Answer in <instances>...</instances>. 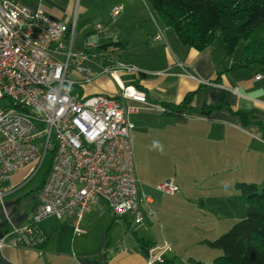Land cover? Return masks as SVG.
<instances>
[{"label": "crops", "instance_id": "crops-1", "mask_svg": "<svg viewBox=\"0 0 264 264\" xmlns=\"http://www.w3.org/2000/svg\"><path fill=\"white\" fill-rule=\"evenodd\" d=\"M16 1L31 10H42L55 21L74 20L84 37L99 44L106 54L105 59L98 60L100 66L119 61L138 69L119 72L116 81L100 75L87 84L95 86L94 93L89 95H116L117 83L139 87L149 101L120 99L124 106L135 109L128 113V120L133 124L130 137L142 193L139 209L143 221L134 224L131 213L116 218L107 206L99 204L83 216L84 234L77 237L67 220L50 216L39 224L45 237L40 247L6 245L0 249V264H190L192 260L182 250L188 247V241L192 244L190 238L195 233L199 232V237L203 236L201 233L205 235L207 229L203 226L206 225L213 237H198L197 243L211 249L208 242L223 234L231 222V217H226L231 210L227 213L225 207L231 209L234 200L245 201L236 184L257 185L263 172L253 159L250 164L243 163L235 152L240 136L257 137L260 129L256 124L264 125V91L253 90L263 98L248 93L254 84L263 80L261 74L256 78L255 73L249 76L244 72L248 71L245 68L232 69L239 56L225 57L224 48L216 51L214 44L202 50L183 44L171 28L154 16L146 36L133 35L131 41L128 37L120 38L114 26L116 21L109 20L111 9L117 3L101 10L94 8L90 0ZM97 18H102L100 30L96 28ZM92 22L96 25L89 28L87 23ZM157 28L163 30V39H154ZM97 69L91 67L93 73ZM189 92H194L191 103L181 113L165 111L163 104L177 105ZM205 107L213 109L206 114L196 112ZM238 111H251L254 119L243 122ZM31 168L32 165L18 168L1 184L0 237L29 222L35 213L43 176L40 170L29 178ZM233 171L238 174L229 179L228 187L223 188L217 200L222 206L209 205L200 219L201 224L193 225L189 221L193 210L189 209L186 197L183 198L184 192L168 194L156 189L159 183L173 178L186 193L191 189L188 182L193 181L186 176L199 177L201 173L210 178ZM243 203L247 211L246 202ZM184 206L189 207L186 210ZM143 242L149 246L143 248ZM165 245L170 249L165 250ZM205 251L210 256L212 253V261L196 256V264L213 262L219 256L218 252ZM153 255L159 260L150 263Z\"/></svg>", "mask_w": 264, "mask_h": 264}, {"label": "built area", "instance_id": "built-area-1", "mask_svg": "<svg viewBox=\"0 0 264 264\" xmlns=\"http://www.w3.org/2000/svg\"><path fill=\"white\" fill-rule=\"evenodd\" d=\"M123 10L121 4L113 6L111 17ZM75 32L74 20L55 21L40 9L0 0V187L26 165H32L28 177H33L46 156L52 157L35 213L29 222L0 237V249L40 247L45 237L39 224L50 216L67 220L73 235L82 236L83 216L99 204L116 218L131 213L134 224L143 221L130 137L133 124L128 120L135 109L120 99L149 103L146 94L121 83L116 95L84 96L78 91L100 75L116 81L119 72L138 69L119 61L100 66L98 60L106 58L100 45L85 42L75 51ZM154 39H163V30L157 28ZM93 66L97 72L91 71ZM156 189L168 194L179 191L172 179ZM157 260L153 255L150 263Z\"/></svg>", "mask_w": 264, "mask_h": 264}, {"label": "trees", "instance_id": "trees-1", "mask_svg": "<svg viewBox=\"0 0 264 264\" xmlns=\"http://www.w3.org/2000/svg\"><path fill=\"white\" fill-rule=\"evenodd\" d=\"M151 2L157 19L171 28L183 44L202 50L213 46L219 32L225 57L240 52L239 60L232 68L253 69L256 75L264 72V0ZM193 94L187 93L177 105L163 104V108L165 111L181 113L190 105ZM212 109L205 107L196 112L206 114ZM237 114L243 122L254 119L251 111H238ZM261 129L264 135L262 124ZM51 158V155L46 156L39 169L42 171V184L48 175ZM236 188L245 199L246 216L208 242L212 249L221 251L213 264H264V183L259 188L255 183L239 182ZM148 246L143 242V248Z\"/></svg>", "mask_w": 264, "mask_h": 264}, {"label": "rangeland", "instance_id": "rangeland-1", "mask_svg": "<svg viewBox=\"0 0 264 264\" xmlns=\"http://www.w3.org/2000/svg\"><path fill=\"white\" fill-rule=\"evenodd\" d=\"M91 2H93V7L94 8H99L101 10H105L107 8L108 5H110L111 3H123L124 5V10L123 12L120 14L119 17L113 19L112 17L109 18L110 21H116V23L114 24V26L116 27V31L117 33L120 32L119 37L120 38H129L131 41V36L136 35H147V32L150 30V26H151V22H152V16H154L157 19V16L155 14V10H154V6L151 2V0H90ZM116 4V5H117ZM111 14V13H110ZM102 17H106V16H102ZM102 18H97L96 22L99 24H103L102 20H100ZM100 21V22H99ZM96 22H92V23H87V25L89 26V28L93 27L94 25H96ZM85 29V28H84ZM91 38H85L84 34L81 33L80 29L76 28V32H75V38H74V50L75 51H80L85 42H91L92 39ZM95 40V38H93V41ZM214 46L217 47L216 51L221 50V48H223L222 45V41H221V36L220 33L217 32L215 40H214ZM240 55V52L237 51L234 54H232V59L237 58V56ZM239 60V58H238ZM238 60L235 62H238ZM236 68V67H235ZM232 68V69H235ZM255 69V68H254ZM243 69H240V71ZM244 70H248V71H244L246 73L249 74V76L254 75V71L253 69H248L245 68ZM250 70V71H249ZM256 70V69H255ZM261 76L263 77V80H261L260 82H257L256 84H254L253 89L249 90L248 93L253 95V96H257V97H262V95L258 96L256 94H259L260 92H256L253 90L256 89H261L264 91V72L260 73ZM109 76V75H106ZM125 81V80H123ZM79 90H83V95H89L94 93L95 91V86L93 84H83L82 85V89H78ZM263 98V97H262ZM251 118V117H250ZM250 121V120H249ZM257 121V120H254ZM250 123V122H247ZM256 127H258V129H260L259 131V135L256 137H251L248 135H242L239 137V145L236 147V156L237 158H239L243 163H248L250 164V160L257 162L258 166L262 167V174L260 175V177L257 180V186L259 188L262 187L263 183H264V135H262V129L261 127L258 126V124H256ZM180 163L182 161V159H179ZM45 168V166H44ZM256 169V168H255ZM258 171H261L259 168L257 169ZM252 172V171H251ZM185 174V173H183ZM235 173L234 171L231 172L229 175L228 174H224L221 176H212L210 178H205V176H203L201 173L199 174L200 176H196L194 175L192 176H186V178L188 179H193L192 182H188L189 185H191V189L187 190L186 193L184 190H182V188L179 190L184 192L183 198L186 197V202L190 203V206H184V209H188L186 207H189L190 210H193V212L191 211L190 213H192V215L190 216V222L191 224H201L202 222L200 221V219L203 218V214L206 213L205 210L207 211V207H209V205H215L216 207H220L222 206V202H218V198L220 196V194L223 192V188H227L228 187V182L229 179H231L232 176H234ZM174 177V176H173ZM221 177V178H220ZM173 178H168V180H170ZM167 181V180H166ZM174 181V180H173ZM164 182V181H163ZM175 182V181H174ZM234 186V183L232 182V187ZM234 188V187H233ZM179 192V191H178ZM182 194V193H180ZM239 201L234 200L233 203L231 204V209H228L227 206L225 207V210L227 211V213L229 212V210H231V213L229 216L226 217H231V222H228L225 232L232 226V224L237 221L234 219H243L246 216V209H244V203L245 201H242V203H238ZM187 205V204H186ZM238 217V218H235ZM234 218V219H233ZM199 220V221H198ZM230 223V224H229ZM196 227V225H195ZM198 228V227H197ZM202 228V227H201ZM209 225L203 226V229H207L205 235L203 233H201L203 236V238L206 237H210L209 239H212L213 236H211V231H208ZM224 231V230H223ZM222 232V233H225ZM196 234V235H195ZM194 235H192V237L190 238L191 243H189L188 241V247H186V249L182 250L185 251V256L190 259V264H196V260L195 257L197 256H201L203 259H206L207 261L210 259V261H212V253L211 256L206 253L205 250H211L212 252H218V255H221V251L217 250V249H207V247H201L200 245H198L197 241H198V235L199 232L195 233ZM210 235V236H209ZM220 235V234H218ZM217 235V237H218ZM199 237V239L201 238ZM202 239V238H201ZM215 238H213L214 240ZM181 248H184L183 246ZM206 264H213V262H207Z\"/></svg>", "mask_w": 264, "mask_h": 264}]
</instances>
